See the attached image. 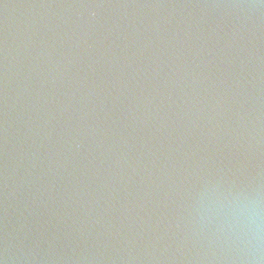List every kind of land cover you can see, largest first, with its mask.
<instances>
[{"label":"water","instance_id":"95a60500","mask_svg":"<svg viewBox=\"0 0 264 264\" xmlns=\"http://www.w3.org/2000/svg\"><path fill=\"white\" fill-rule=\"evenodd\" d=\"M0 264H264V0H0Z\"/></svg>","mask_w":264,"mask_h":264}]
</instances>
